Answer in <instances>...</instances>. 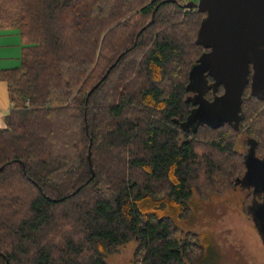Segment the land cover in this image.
<instances>
[{
  "label": "trees",
  "instance_id": "trees-1",
  "mask_svg": "<svg viewBox=\"0 0 264 264\" xmlns=\"http://www.w3.org/2000/svg\"><path fill=\"white\" fill-rule=\"evenodd\" d=\"M203 15L182 0H0L23 44L0 70L16 103L0 128V264H108L131 239L136 264H197L202 232L176 220L194 194L241 184L242 134L264 154L249 83L239 124L181 126Z\"/></svg>",
  "mask_w": 264,
  "mask_h": 264
},
{
  "label": "water",
  "instance_id": "water-1",
  "mask_svg": "<svg viewBox=\"0 0 264 264\" xmlns=\"http://www.w3.org/2000/svg\"><path fill=\"white\" fill-rule=\"evenodd\" d=\"M184 5L204 12L195 41L206 49L190 68V83L207 72L214 91L220 85L223 91L209 99L200 89L197 105L181 126L196 131L200 124L214 128L227 122L239 124L245 86L250 82L251 93L264 98V0H189ZM88 158L92 164L91 152ZM244 162L245 172L237 182L261 194L252 216L264 237V154L258 155L250 145Z\"/></svg>",
  "mask_w": 264,
  "mask_h": 264
},
{
  "label": "rangeland",
  "instance_id": "rangeland-1",
  "mask_svg": "<svg viewBox=\"0 0 264 264\" xmlns=\"http://www.w3.org/2000/svg\"><path fill=\"white\" fill-rule=\"evenodd\" d=\"M187 1L182 0L184 4ZM4 48L0 53H4ZM9 63L8 67L20 65L21 56L17 65L14 61ZM244 139L242 134L236 148L246 153L248 145ZM257 197L252 189L241 184L205 199L197 194L191 197L190 212L176 223L180 229L202 232L204 249L197 264H264V237L252 216ZM136 244L135 239L122 244L116 252L108 255V264H136L133 260Z\"/></svg>",
  "mask_w": 264,
  "mask_h": 264
},
{
  "label": "crops",
  "instance_id": "crops-1",
  "mask_svg": "<svg viewBox=\"0 0 264 264\" xmlns=\"http://www.w3.org/2000/svg\"><path fill=\"white\" fill-rule=\"evenodd\" d=\"M22 40L18 29H0V49L3 47L7 53H0V70L10 66L9 62L14 61L18 64L22 54ZM10 47V48H8ZM11 49V51H10ZM16 103L8 88L7 81L0 76V128L6 126L5 116L13 108Z\"/></svg>",
  "mask_w": 264,
  "mask_h": 264
},
{
  "label": "flooded vegetation",
  "instance_id": "flooded-vegetation-1",
  "mask_svg": "<svg viewBox=\"0 0 264 264\" xmlns=\"http://www.w3.org/2000/svg\"><path fill=\"white\" fill-rule=\"evenodd\" d=\"M212 82H213V78L207 72H205L204 75H202L198 80L194 79L193 82L190 83L189 95L191 97V100H192L191 102L193 103V107L197 105V103H195V97L198 94V91L200 89L204 92V95L209 99H212L214 95H216L217 93H221V92H218L219 87L216 91H214L212 87ZM211 90H213L212 98L207 95L208 91H211ZM248 188L252 189L251 187H248ZM257 196H259V194H257ZM257 198L260 199L261 194H260V197H257Z\"/></svg>",
  "mask_w": 264,
  "mask_h": 264
}]
</instances>
